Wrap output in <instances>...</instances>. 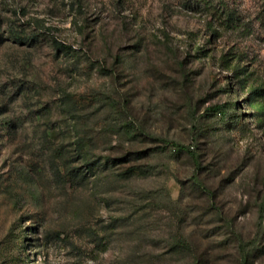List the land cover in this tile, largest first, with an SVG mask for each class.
Listing matches in <instances>:
<instances>
[{"label":"rangeland","instance_id":"rangeland-1","mask_svg":"<svg viewBox=\"0 0 264 264\" xmlns=\"http://www.w3.org/2000/svg\"><path fill=\"white\" fill-rule=\"evenodd\" d=\"M0 264H264V0H0Z\"/></svg>","mask_w":264,"mask_h":264},{"label":"trees","instance_id":"trees-1","mask_svg":"<svg viewBox=\"0 0 264 264\" xmlns=\"http://www.w3.org/2000/svg\"><path fill=\"white\" fill-rule=\"evenodd\" d=\"M194 2H198V3H203V4H207L208 3V1L209 0H193ZM219 109V107H215L213 110L214 111H217ZM165 142V144L166 145H170L171 147H173V148H177V149H180V148H182V147H180L178 144H175V143H171V142H169V141H164ZM85 160V159H84ZM103 162V161H102ZM106 163V162H105ZM105 163H101V164H99V166H104L105 165ZM87 166H90V165H88L87 164ZM129 171H133L132 173H135L136 171H137V169H133V168H131Z\"/></svg>","mask_w":264,"mask_h":264}]
</instances>
